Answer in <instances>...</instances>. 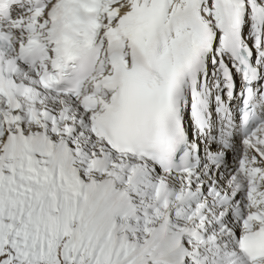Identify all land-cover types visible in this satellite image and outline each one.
Returning a JSON list of instances; mask_svg holds the SVG:
<instances>
[{"label":"bare ground","instance_id":"obj_1","mask_svg":"<svg viewBox=\"0 0 264 264\" xmlns=\"http://www.w3.org/2000/svg\"><path fill=\"white\" fill-rule=\"evenodd\" d=\"M255 2L264 9V0ZM31 16L15 20L29 23ZM221 20L218 0H117L105 18L109 31L126 44L142 35L147 39L161 27L173 62L191 61L194 80L182 90L183 119L190 127L189 107L198 106V95L204 100L198 107L209 116L206 136L186 133L196 155L193 170L181 176L159 173L146 160L115 154L93 132L90 118L77 114L75 103L43 98L45 105L20 126L0 113V209L5 201L16 210L21 204L29 215L44 217L45 232L56 227L58 234L71 211L82 217L91 213L88 226L104 217L103 231L112 220L134 221V232L145 231L147 238L132 245L122 263L248 264L237 248L245 233L264 222V125L253 140H238L237 94L243 87L239 68L220 45ZM17 21L11 25L21 28ZM243 26L252 63L264 76V16L248 8ZM221 66L231 70V80L223 77ZM27 81L32 83V75ZM21 132L25 143L41 134L49 137L52 157L32 159L21 149L7 158L8 136ZM63 145L70 157L66 161L56 155ZM112 242L118 246L117 235Z\"/></svg>","mask_w":264,"mask_h":264},{"label":"rangeland","instance_id":"obj_2","mask_svg":"<svg viewBox=\"0 0 264 264\" xmlns=\"http://www.w3.org/2000/svg\"><path fill=\"white\" fill-rule=\"evenodd\" d=\"M5 202L3 205L6 207L2 205L0 209V264H130L122 262L131 254V246H139L147 238L144 229L138 235L134 232L135 229L138 230L134 221L130 223L121 220L114 223L112 220L103 231L99 228L104 217L88 226L91 213L82 217L81 213L72 211L61 220L62 232L58 234L56 227L45 232L42 227L46 220L42 215H29V210L23 211L21 204L16 210L15 205ZM133 202L140 205L138 200ZM26 205L24 204V208ZM40 205L37 206L41 207ZM52 217L59 222L60 218L56 214ZM179 223L178 225H182L184 221L180 220ZM52 225L55 226L56 223ZM79 228L78 238L75 233ZM114 234L119 239L116 247L112 242Z\"/></svg>","mask_w":264,"mask_h":264}]
</instances>
